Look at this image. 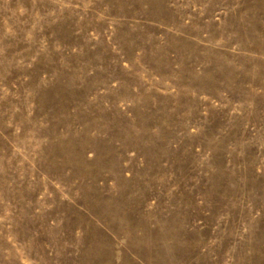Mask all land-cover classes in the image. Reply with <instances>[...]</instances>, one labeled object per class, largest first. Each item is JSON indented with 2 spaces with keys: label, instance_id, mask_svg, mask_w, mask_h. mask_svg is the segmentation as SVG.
<instances>
[{
  "label": "rangeland",
  "instance_id": "374dc122",
  "mask_svg": "<svg viewBox=\"0 0 264 264\" xmlns=\"http://www.w3.org/2000/svg\"><path fill=\"white\" fill-rule=\"evenodd\" d=\"M0 264H264V0H0Z\"/></svg>",
  "mask_w": 264,
  "mask_h": 264
}]
</instances>
